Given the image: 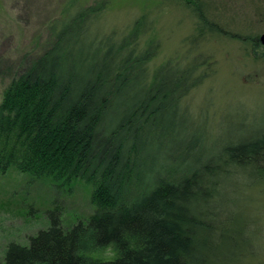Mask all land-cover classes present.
<instances>
[{"label":"trees","instance_id":"16d2710c","mask_svg":"<svg viewBox=\"0 0 264 264\" xmlns=\"http://www.w3.org/2000/svg\"><path fill=\"white\" fill-rule=\"evenodd\" d=\"M187 2L194 42L212 28L200 4ZM106 4L54 20L48 46L3 89L0 175L15 170L68 189L82 181L93 206L70 225L53 208L27 245L8 243L4 262L234 264L242 217L221 192L232 174L264 161V141L206 153V132L191 131L182 101L207 62L189 49L152 67L159 42L145 38V15L121 33L92 30Z\"/></svg>","mask_w":264,"mask_h":264},{"label":"rangeland","instance_id":"374dc122","mask_svg":"<svg viewBox=\"0 0 264 264\" xmlns=\"http://www.w3.org/2000/svg\"><path fill=\"white\" fill-rule=\"evenodd\" d=\"M98 1L0 0V102L12 77L48 46V26L68 11ZM196 1L212 29L194 42L197 21L187 0H105L92 30L121 33L145 15L152 22L145 38L159 42L152 67L182 60L189 49V57L207 62L201 84L182 101L188 110L183 118L191 131L201 132L196 124L206 132L202 149L215 154L242 141L260 147L264 141V48L256 38L264 33V0ZM260 165L264 167V161L232 174L221 192L242 217V232L236 229L242 234L237 250H243L234 264H264V168ZM58 186L31 180L15 170L0 175V264H5L10 241L27 245L30 236L48 226V212L53 208L59 209L67 225L92 212L86 183L76 181L71 189ZM110 254L107 247L104 255Z\"/></svg>","mask_w":264,"mask_h":264},{"label":"water","instance_id":"95a60500","mask_svg":"<svg viewBox=\"0 0 264 264\" xmlns=\"http://www.w3.org/2000/svg\"><path fill=\"white\" fill-rule=\"evenodd\" d=\"M258 39H259L261 45L264 46V33L260 34Z\"/></svg>","mask_w":264,"mask_h":264},{"label":"flooded vegetation","instance_id":"af4514ba","mask_svg":"<svg viewBox=\"0 0 264 264\" xmlns=\"http://www.w3.org/2000/svg\"><path fill=\"white\" fill-rule=\"evenodd\" d=\"M257 41L260 42L258 38H257ZM263 48H264V46H263ZM262 52H264V51H262Z\"/></svg>","mask_w":264,"mask_h":264}]
</instances>
